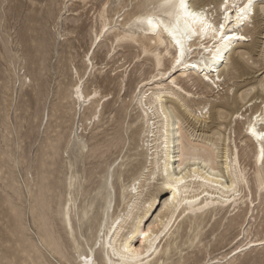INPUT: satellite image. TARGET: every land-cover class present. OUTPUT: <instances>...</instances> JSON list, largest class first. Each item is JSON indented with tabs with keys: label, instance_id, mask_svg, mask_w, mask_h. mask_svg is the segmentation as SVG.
I'll return each instance as SVG.
<instances>
[{
	"label": "bare ground",
	"instance_id": "obj_1",
	"mask_svg": "<svg viewBox=\"0 0 264 264\" xmlns=\"http://www.w3.org/2000/svg\"><path fill=\"white\" fill-rule=\"evenodd\" d=\"M131 1L97 0L87 28L93 35L91 52L85 51L81 69H70L73 82L57 90V102L52 105V115L62 122L67 113L72 124L65 136L56 130L55 135L46 137L33 161L36 181L27 191L33 201L28 211L36 231L22 225V212L11 208L12 215L19 218L13 220L14 228L6 224L14 238L1 239V243L13 244L0 248V264L3 260L5 264H54L48 254L66 264H236L245 250L264 245V138L259 135L264 132V78L218 101L208 98L227 84V76H234L228 73L231 64L240 75L249 71L252 46L243 48L240 44L251 40L253 18L258 14L264 20V0H183L188 12L201 15L211 25L207 29L185 15L181 0H137L128 9ZM77 2L84 7L89 1ZM65 6V0H49L41 20L51 18L57 25ZM79 19L80 13L75 11L62 19L73 24L63 28L66 34L75 31ZM43 32L36 41L40 48L49 45ZM96 47H105L104 56L110 59L126 49L118 75H103V83H113L118 87L116 92L102 94L98 89L95 72L99 68L93 62ZM260 54L259 66L264 68V54ZM132 62L137 78L127 91L126 69ZM147 62L149 68L145 69ZM121 89L127 99L119 96ZM109 95L110 99L106 98ZM203 95L207 98L198 102ZM120 98L114 117L118 128L109 139L89 145L95 130L100 134L105 108ZM64 99L69 101L67 109ZM186 109L201 115L212 111L216 125L209 135H201L204 141L200 143H192L190 134L181 127L191 115ZM132 110H137L135 118L127 120ZM78 114L80 124L74 127ZM237 121L241 125L236 129L233 123ZM132 125L135 152L120 156L125 131ZM107 129L102 130L103 137H109ZM70 148L73 160L66 156L58 166ZM113 148L117 155L101 170L75 169L76 161L83 164L103 157ZM140 156L129 178L121 180L125 160ZM9 159L10 167L19 163L14 155ZM10 173L7 186L19 198L21 187L14 172ZM96 174L99 180L93 181ZM158 176L161 182L156 192L144 199V190ZM25 180L27 187L29 178ZM160 195L157 212L149 218ZM95 201L97 211L91 217ZM209 224L211 236L223 228L220 241L236 229L229 240L236 239L233 248L211 256L202 237ZM83 226L89 237L82 233ZM193 249L204 255L191 256ZM262 251L253 258L260 264H264V246Z\"/></svg>",
	"mask_w": 264,
	"mask_h": 264
},
{
	"label": "rangeland",
	"instance_id": "obj_2",
	"mask_svg": "<svg viewBox=\"0 0 264 264\" xmlns=\"http://www.w3.org/2000/svg\"><path fill=\"white\" fill-rule=\"evenodd\" d=\"M72 1L73 2H71V0H65L66 6L62 8L63 11L61 12L60 18L57 20L58 24L56 25L51 18L46 17L44 20H41L42 17H45L46 13L44 10H46V4L49 0H0V241L1 239L5 240L6 238H9L12 240L14 238L11 231L8 230L9 228L7 229L6 224L7 222L9 224L11 223V226L14 228L15 225L13 220L18 219L19 216L17 218L16 216L14 217L11 208L19 209V211L22 212L20 215L21 218H19L22 225L24 223L25 226H28V228L30 227L33 233L36 231V227L32 223L30 211H28L30 206L28 204H32L33 201L27 191L30 186L34 188L33 183L36 181L37 173L33 161L38 158L39 148L44 146L48 137L55 135L54 133H56V130L60 131L65 136L67 128L72 124L71 118L69 119L70 115L67 113L64 115L65 117H63L62 122L56 117V114L52 115V112L54 113L52 105L57 102V92L61 87L63 86L62 88L64 89L73 82L74 73L70 69L73 67L81 69L80 63L85 51L89 50V52H91V48H89L91 43L90 38H92L93 35L92 33L89 35L87 28L92 21L91 19L94 17L93 11L98 6L97 0H87L89 2H87L84 7H81V2H77L80 0H77L76 2H74L75 0ZM136 1L137 0H132L128 9H131ZM66 7H70V10L67 11ZM74 11L77 14L80 13V21L79 23L76 22L75 31L66 34L67 29L63 30V28H70L73 24L62 19L65 16L71 15ZM216 16L217 12H214L213 17L215 18ZM253 20L251 26H253L254 29L251 35V40L240 44L243 48L249 45L252 46V50L250 51V62L248 63L249 71L240 75V70L235 69L233 64H231L228 66V73L231 74L232 72L234 76H232L231 79L227 76V84L222 87L218 94H215V96H209L208 98L218 101L222 96L225 97L227 94L230 95L235 89L243 87L257 79L264 78V68H260L259 66L260 60L262 59V54L260 53L262 52L264 54V20L262 15L258 14ZM43 30L44 32L42 36L46 39V43L49 45L40 48L37 46L36 41L37 37H39ZM95 51L96 53L93 62L96 63V68H99V70L95 72L98 89L102 91V94H106L109 91L111 93L115 90L117 91L118 87L114 86L113 83L109 84L107 80L103 83V75L110 76V78L118 75L123 68L118 66L124 62L122 55L126 49H120L119 53L111 59L109 57L105 58V47H96ZM168 60L169 57L167 58V63ZM127 66L128 64H125V68ZM133 66L134 62H132L126 69V72L129 74L127 82L125 81V83H127L125 90L127 91L134 86L133 81L137 78V73H132ZM144 68H149L148 62L144 65ZM120 91H118L119 96L127 99L126 94L123 95L124 90L121 89ZM111 95L106 98L110 99ZM121 98L105 108V116L103 115L105 119H103V125L98 129V133L100 132V134H97V130H95V139L89 140L90 142L87 141L89 145L96 140H104V138L109 139L112 136V132L118 128V122L114 120V117L117 115L116 112H118V109L120 108L119 106H121ZM206 98V95H203L196 100L199 102ZM64 101L63 104L66 105L65 109H67L69 101L67 99H64ZM191 106L195 108L194 102L191 103ZM186 110L191 115L181 127L183 131L190 134L189 138L192 140V143H200L204 141L201 135H209L210 129L214 128L216 125V121L212 117V111L210 114L207 113L201 115L198 112L195 113L190 112L188 109ZM136 111L137 110H132L128 117H126L127 120L135 118ZM76 117V120H74V127H78L77 125L80 124V114ZM64 119L66 120L63 121ZM58 123L59 127L56 126ZM91 124L85 132V138L87 137V139L90 137L89 131L92 127ZM240 125V121L233 123V127L236 129ZM103 129H107L106 133L109 132V137L108 135L106 137L102 136ZM134 129L135 125H132L130 129L125 131L126 143L123 145L124 147L120 156H123L126 153L135 152L133 147L134 139L136 138L132 135ZM79 132L80 128L78 133ZM74 149L76 150L75 147ZM140 150L141 149L138 148V151ZM112 151L115 152L116 150H114V148L111 149L106 152L103 157H100L101 159L99 157L90 158L85 160L83 164L80 161H76L74 167L75 169L80 170L82 166H84L86 169L96 168V170L99 171L109 162V160L111 161L117 155L116 152L114 154L110 153ZM73 153V149H67V152L63 154L64 158H61L62 162L59 161L58 166L63 163V159H65L66 156H69V158L73 160ZM13 155L19 160V163L16 164L15 167H10L12 163H10L11 160H8V157L12 158ZM63 155L61 157H63ZM57 158L59 159V157ZM140 158L142 157H137L135 160H125L126 162H124V166H122L123 174L121 175V180L125 179L126 181L129 178ZM119 160L120 159H118V161ZM176 160L177 159H174L173 162ZM55 167H57V165L54 166V168ZM10 170L14 172L13 174H15V178L21 187V191H19L21 196L19 198L13 190L7 186V181L11 178ZM26 178H29V182L27 183L29 186L27 187H25L24 184ZM92 180L98 181L99 174L94 175ZM160 182V176L152 180L151 184L144 190L143 198L145 199L148 194L152 193V191L156 192V188ZM91 194H94V192ZM161 199L162 195L157 197L154 207L148 215L149 218L157 212L158 203ZM80 200L79 197L77 202L78 205L80 204ZM95 202L93 210L90 213L91 217H93L97 211V201ZM148 217L145 218V222H148L146 221ZM14 221L16 222L17 220ZM210 225L211 224L206 227L205 232L202 234L205 247L211 252L210 255L214 256L220 251L227 252L233 248L236 239H233L231 243L229 240H231L233 234L236 233V229L228 231L225 238L220 241L219 235L223 233V228H220L211 236L209 234L211 229ZM17 230L19 229L17 228ZM179 231H182V228H180ZM82 233L85 234V237L90 236L89 231H86L85 226L82 227ZM11 244L13 243L8 241L3 243L0 242V248L3 249V246L8 247ZM200 246L202 247V244ZM263 246L259 245L253 247V250H245V252L240 255L236 264H260L258 261L255 262L256 259L253 260V258L256 257L258 253L263 252ZM192 251L191 256L202 257L204 255V252H200L197 249H193ZM54 256L55 255L48 254V257L54 264H66L58 262V259H55L56 256ZM2 264H5L4 260L2 261Z\"/></svg>",
	"mask_w": 264,
	"mask_h": 264
},
{
	"label": "snow or ice",
	"instance_id": "obj_3",
	"mask_svg": "<svg viewBox=\"0 0 264 264\" xmlns=\"http://www.w3.org/2000/svg\"><path fill=\"white\" fill-rule=\"evenodd\" d=\"M181 8H185V5L183 3V0H181V4H180ZM185 15L191 17L194 21L199 22L200 24H202L204 26L205 29L211 27V25H209L207 23V21L199 14L195 13V12H188L185 8ZM148 23L151 24V20H148ZM221 29H223V25H220ZM179 63V61H177ZM261 138H264V132L259 133Z\"/></svg>",
	"mask_w": 264,
	"mask_h": 264
}]
</instances>
